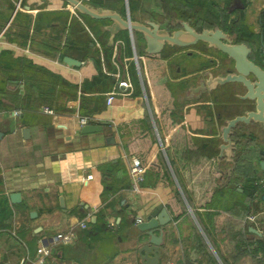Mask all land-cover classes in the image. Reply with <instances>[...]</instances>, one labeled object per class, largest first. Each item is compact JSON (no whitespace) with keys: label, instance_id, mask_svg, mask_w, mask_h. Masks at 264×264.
<instances>
[{"label":"crops","instance_id":"0c3cea01","mask_svg":"<svg viewBox=\"0 0 264 264\" xmlns=\"http://www.w3.org/2000/svg\"><path fill=\"white\" fill-rule=\"evenodd\" d=\"M83 1L132 19L163 23L167 14L165 0ZM246 2L261 32L264 0ZM107 23L63 0H0V199L13 212L0 219V264H143L149 236L138 224L161 207L170 221L159 264H264L260 125L239 123L235 163L217 162L228 115L214 91L175 96L171 86L193 75L172 78L170 61L139 51L128 31L109 44ZM98 56L110 81H95ZM81 117L102 128L83 133ZM133 157L146 166L139 192L131 190ZM254 184L251 197L244 186ZM69 230L73 241H54ZM42 244L49 254L40 260Z\"/></svg>","mask_w":264,"mask_h":264},{"label":"water","instance_id":"95a60500","mask_svg":"<svg viewBox=\"0 0 264 264\" xmlns=\"http://www.w3.org/2000/svg\"><path fill=\"white\" fill-rule=\"evenodd\" d=\"M74 7L79 13L88 15L95 19L108 20L105 29L109 31V44H114L115 37L122 31H128L133 38L135 34H140L145 41V52L149 54L160 53L165 46L188 47L204 42L208 47L215 48L225 53L228 58L233 60V70L214 74L211 70L205 72L204 77L199 79L195 86H190L187 95L195 93H206L216 89L219 85L230 82H237L244 85L246 91L239 94L242 99H250L254 102L252 108H246L244 112L237 113L224 118L220 125L222 143L219 145L217 162L222 157H226L235 163L236 141L232 138L234 129L239 123H257L264 132V65L251 58L253 48L245 42H237L235 36L216 25L212 28L204 27L197 29L190 21L177 19L181 27L176 29H167L161 23L145 18L144 20L132 19L130 14L123 15L118 10L111 7L95 6L83 0H63ZM244 7L242 0H234L232 8ZM72 59H69V61ZM79 63V61H76ZM102 128V125L96 123H87L82 126V132H94ZM24 136L30 134L29 128L23 129ZM219 164V163H218ZM221 172V180H225V173ZM264 169V160L260 162ZM18 194L14 193V198ZM162 214L155 210L147 216V219L141 221L138 227L145 231L149 239L139 247V253L143 264H159L161 250L160 245L164 240V230L170 221V216L164 208L161 207ZM159 230V234L155 231ZM189 264H195L194 261L187 260ZM179 264H184L180 259Z\"/></svg>","mask_w":264,"mask_h":264},{"label":"trees","instance_id":"16d2710c","mask_svg":"<svg viewBox=\"0 0 264 264\" xmlns=\"http://www.w3.org/2000/svg\"><path fill=\"white\" fill-rule=\"evenodd\" d=\"M233 1L234 0H165L166 2L165 4L166 5L170 4L174 8L175 14L172 16L190 21V23L197 29H202L204 27L212 28L218 25L221 28H223L225 31L232 33L235 36V40L237 42H245L249 46H251L253 48V55H254L253 58L258 62H261L264 56L262 49V46H264V13L261 17V32H256L255 29L252 28L251 23L247 21L246 0H242V2L244 3V7H237V8H232ZM97 34H99V31H97ZM124 34L126 35V31L122 32L120 36L121 35L125 36ZM126 37L127 36H125V38ZM84 41L86 42L85 45L88 47L89 42L92 41V39L86 38V40ZM174 47H179V46H174ZM255 47H257V49H255ZM105 51H106L105 62L108 69L111 70L112 66L110 64L111 62L110 59L112 55V49L110 48V51L107 50ZM163 52L164 50L156 54L162 55ZM95 61L100 69L99 76L95 77V81L102 82L103 79H107V78H108L107 80L110 81L112 79V76L104 73L99 56L95 57ZM231 84L232 83H227L228 86H230ZM223 106L226 107L227 102L225 103L222 102V105L220 107L223 108ZM233 109H237V107H234ZM225 111L227 110H224L223 108L222 111L220 112L226 117V115L228 114H226ZM237 113L239 112L235 111L234 113L228 115L227 117ZM233 137L234 134L232 138ZM248 139L249 140L255 139L254 134L251 133ZM260 152H262V155H264V151H260ZM244 189L246 192H249V195L251 197H254L256 193L259 192L260 190L259 185L256 184L246 185L244 186ZM12 213L13 212L8 204V200L0 199V219L2 220L3 218L9 217L12 215Z\"/></svg>","mask_w":264,"mask_h":264},{"label":"rangeland","instance_id":"374dc122","mask_svg":"<svg viewBox=\"0 0 264 264\" xmlns=\"http://www.w3.org/2000/svg\"><path fill=\"white\" fill-rule=\"evenodd\" d=\"M155 1H157V0H155ZM145 7H147V5ZM165 8H166L167 14H168V12L171 15L175 14L174 8L170 4L166 5ZM167 14L164 15L163 17L160 16L161 18H164L163 19L164 21L161 24L165 25V26H169L172 29L176 28L177 27L176 22L174 21L173 18H170L169 16L167 17ZM246 17H247V21L249 23H251L252 28H255V27H253V25H255V21L253 20L254 15L251 11V8H249L247 10ZM136 44H138L137 47H138L139 51H144L145 41L140 34H136ZM255 49H257V47H255ZM262 49H263V47H262ZM161 59H163V60L167 59L170 61L169 63H170V67H171V77L172 78H178V77L186 78L184 76H187L188 74H190V76L193 75L194 79H191L192 77L191 78L187 77V80H182L178 85L171 86V92L174 95L176 94L175 96H178V95L184 96L185 92H187L185 90V87L186 86L188 87L189 83L192 81L193 82L198 81L199 70H202L203 68H206V67H210V68H213L215 73H217V72H221V71L226 70V68H228V67H232L231 66L232 63L229 61V59L223 53L218 52L214 48H208L203 43H198L197 45H193L192 47H187V48H183V49L179 48V47L171 48L170 46H168L167 48L164 49V52L161 55ZM212 60H213V62H212ZM216 61H221L222 64L218 67H214V66L218 65V63ZM262 63H264V60ZM177 67H180L181 70L177 71L176 70ZM203 71L204 70H202L201 72H203ZM233 90H235V91L237 90L240 93H242V91H245V88L241 84H239V85L231 84L230 86H225L223 88H220L218 91L213 92L212 96L216 100L217 103H220V105L222 104V102L223 103H225V102L229 103V102H231V99L234 97L232 95V92H234ZM230 104L231 103L227 104L226 107L223 106L224 110H227V111H225V113L228 115H230V114H232L238 110V109L231 108ZM244 106L245 105H241L240 110L238 112L242 113ZM223 108L219 107V110L222 111ZM238 142L243 147L244 152L242 154H244V156L246 158V156L248 155V151H246V149L244 148V146H247V145H245V140H243V138L241 136H239ZM247 158H248V156H247ZM244 161H246V160L244 159Z\"/></svg>","mask_w":264,"mask_h":264},{"label":"built area","instance_id":"2783aa9c","mask_svg":"<svg viewBox=\"0 0 264 264\" xmlns=\"http://www.w3.org/2000/svg\"><path fill=\"white\" fill-rule=\"evenodd\" d=\"M263 55H264V46H263ZM116 91L112 90L108 93L107 95V103L111 104L113 102V100L116 97ZM44 112L47 113H52L53 110L47 106H44L43 108ZM16 114H22L21 110H16L15 111ZM80 123L82 125L87 124L88 123V118L87 117H81L80 118ZM145 172H146V166L145 164L141 161L140 158L138 157H133L131 160V164H130V176H131V190L133 192H139L140 188H141V183L144 180V176H145ZM256 216L253 214H249L247 216V219L249 220H255ZM81 227H86L87 223L86 221H82L80 223ZM76 231L75 230H69V231H65V232H60L58 233L55 237H54V241L55 242H59V243H68L73 241L76 238ZM38 252L40 254V260L44 259V255H48L49 254V248L46 246V244H42V246L39 247Z\"/></svg>","mask_w":264,"mask_h":264},{"label":"flooded vegetation","instance_id":"af4514ba","mask_svg":"<svg viewBox=\"0 0 264 264\" xmlns=\"http://www.w3.org/2000/svg\"><path fill=\"white\" fill-rule=\"evenodd\" d=\"M173 19H174V21L176 22L177 21V19H179V18H176L175 16H173ZM176 24H177V27L176 28H179V27H181V25L179 24V23H177L176 22ZM162 25V24H161ZM163 27H166L167 29H170V30H172V28H170L169 26H165V25H162ZM176 28H173V29H176ZM198 43H200V42H198ZM197 43V44H198ZM202 43V42H201ZM204 43V42H203ZM197 44H195V45H197ZM206 44V43H205ZM169 45H167V46H165L164 47V49L165 48H167ZM193 46V45H192ZM192 46H188V47H192ZM206 46H207V44H206ZM171 48H173L174 46H170ZM208 47V46H207ZM179 48H187V47H179ZM208 48H211V47H208ZM163 49V50H164ZM215 49V48H214ZM217 50V49H216ZM218 52H220V53H223V52H221V51H219V50H217ZM190 53V52H189ZM227 58H228V56L225 54V53H223ZM254 57V55H253V52H252V54H251V58L252 59H254L253 58ZM229 59V61L232 63V67H228V68H226V70H224V71H221V72H217V73H222V72H226V71H229V70H233L234 69V66H233V60L232 59H230V58H228ZM255 60V59H254ZM263 60H264V56H263V59L261 60V62H258L257 60H255L256 62H258V63H260V64H262V65H264V63H262L263 62ZM212 62H213V60H212ZM217 63H218V65H216V66H214V67H218V66H220L222 63H221V61H216ZM215 62V63H216ZM215 65V64H214ZM202 70H204L203 72H201ZM202 70H199V72H198V81H197V84H198V82H199V79L200 78H202V77H204V76H206L205 75V72L207 71V70H211L214 74H216L215 73V71L213 70V68H210V67H206V68H203ZM230 83H232L233 85L234 84H237V85H239V84H241V83H237V82H230ZM196 84V85H197ZM242 85V84H241ZM225 86H228L227 85V83L226 84H223V85H219L216 89H214V90H212V91H218L220 88H223V87H225ZM244 86V85H243ZM245 88V87H244ZM234 92H232V95L234 96L232 99H231V102H229V103H231L230 105H231V108H234V107H237V112L240 110V107H241V105H245L244 106V108H243V110H242V112H244V110L246 109V108H252L253 107V105H254V102L252 101V100H250V99H242L241 97H239V94H243L245 91H246V88H245V91H242V93H240L239 91H235V90H233ZM228 102H227V104H229ZM240 113V112H239Z\"/></svg>","mask_w":264,"mask_h":264}]
</instances>
